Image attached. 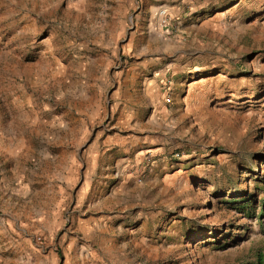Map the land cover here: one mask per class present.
<instances>
[{
  "label": "rangeland",
  "instance_id": "obj_1",
  "mask_svg": "<svg viewBox=\"0 0 264 264\" xmlns=\"http://www.w3.org/2000/svg\"><path fill=\"white\" fill-rule=\"evenodd\" d=\"M0 264H264V0H0Z\"/></svg>",
  "mask_w": 264,
  "mask_h": 264
},
{
  "label": "crops",
  "instance_id": "obj_2",
  "mask_svg": "<svg viewBox=\"0 0 264 264\" xmlns=\"http://www.w3.org/2000/svg\"><path fill=\"white\" fill-rule=\"evenodd\" d=\"M12 184L11 186H8L7 192L10 193L11 195H17V183H15L14 185Z\"/></svg>",
  "mask_w": 264,
  "mask_h": 264
},
{
  "label": "built area",
  "instance_id": "obj_3",
  "mask_svg": "<svg viewBox=\"0 0 264 264\" xmlns=\"http://www.w3.org/2000/svg\"><path fill=\"white\" fill-rule=\"evenodd\" d=\"M165 15H166V14H165L164 11H161V12H160V16H161V17H165Z\"/></svg>",
  "mask_w": 264,
  "mask_h": 264
}]
</instances>
